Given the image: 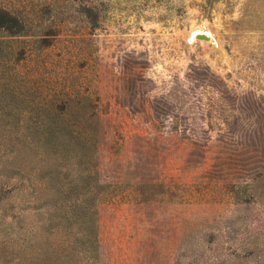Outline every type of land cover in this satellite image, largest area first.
Listing matches in <instances>:
<instances>
[{"label": "rangeland", "instance_id": "1", "mask_svg": "<svg viewBox=\"0 0 264 264\" xmlns=\"http://www.w3.org/2000/svg\"><path fill=\"white\" fill-rule=\"evenodd\" d=\"M23 3L54 27L16 79L0 33V105L78 106L91 145L11 160L0 131V264H264V0Z\"/></svg>", "mask_w": 264, "mask_h": 264}, {"label": "trees", "instance_id": "2", "mask_svg": "<svg viewBox=\"0 0 264 264\" xmlns=\"http://www.w3.org/2000/svg\"><path fill=\"white\" fill-rule=\"evenodd\" d=\"M40 22L38 12L26 7L23 0H0V33L6 40V46H8L6 49L8 48L9 61L12 63H7L12 65L10 72L15 79L21 74L16 70V65L21 60L19 53H22L17 44L41 42L44 40L43 37L49 36L45 33H51L54 27L52 22L39 27ZM12 88L14 89V87ZM13 89L7 94L19 95L18 90ZM73 112L78 113L82 118L84 117L80 107H74L62 101L0 105V131L6 141L5 146L9 148V159L16 160L21 147L28 145V148L39 149L46 155L48 160L45 165L53 162L55 166L57 158H65L70 154L73 156V160L81 166L83 155L87 150L86 147L91 145V138L87 136L86 130L80 126V122L73 118ZM80 117L79 119H81ZM21 135L23 142L20 140ZM56 168L59 169L60 165H57ZM87 187L82 185L83 192H87ZM72 190L76 193L79 191L77 187ZM83 203L81 208L73 212L75 219L87 224L84 226L82 234V238H84L81 241V245H84L86 250L93 246L95 234L89 227L91 224L89 215L93 217L91 205L90 203L85 204L84 201ZM49 218L52 219V216ZM90 238L92 240H89ZM7 263L12 264V262ZM28 264H54V262H28Z\"/></svg>", "mask_w": 264, "mask_h": 264}, {"label": "bare ground", "instance_id": "3", "mask_svg": "<svg viewBox=\"0 0 264 264\" xmlns=\"http://www.w3.org/2000/svg\"><path fill=\"white\" fill-rule=\"evenodd\" d=\"M198 36H205L208 38V41L207 42H212L214 44V39H213V36L209 33V32H203V31H200V30H193L192 32H190L189 36H188V39H189V42H193L194 39H197Z\"/></svg>", "mask_w": 264, "mask_h": 264}, {"label": "water", "instance_id": "4", "mask_svg": "<svg viewBox=\"0 0 264 264\" xmlns=\"http://www.w3.org/2000/svg\"><path fill=\"white\" fill-rule=\"evenodd\" d=\"M197 39H198V40L208 41V38L205 37V36H198Z\"/></svg>", "mask_w": 264, "mask_h": 264}]
</instances>
